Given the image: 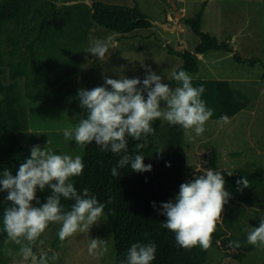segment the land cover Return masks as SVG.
Masks as SVG:
<instances>
[{
	"label": "trees",
	"instance_id": "1",
	"mask_svg": "<svg viewBox=\"0 0 264 264\" xmlns=\"http://www.w3.org/2000/svg\"><path fill=\"white\" fill-rule=\"evenodd\" d=\"M207 2L208 0L201 2L193 17L183 19V24L199 39L194 49H168L170 54L181 60L174 73L183 70L188 75L197 74V55L211 51L231 54V59L237 64L251 68L260 65L264 69V63L258 57H243L227 43L220 42L215 36L201 30ZM56 3L54 0H0V173L8 169L15 176L20 165L30 158L31 151L23 140L28 118L20 101L22 91L19 93L12 83L7 85L5 74L10 82L23 80L22 94L29 101L57 105L65 96L72 94L68 115L79 116L80 120L87 115V111L80 107L78 91L72 88L64 89L66 83L57 88L45 85V78L37 67H33L34 46L42 40L49 19L57 13ZM77 6L86 8L87 19L92 24L119 35L149 29L152 26L150 18L141 12L136 0H132L130 6L116 0L114 3L93 0L89 6L83 3ZM235 82L192 77L194 87H205L201 99L213 110V116L209 120L216 121L222 115L231 118L244 109L247 98L242 94L241 86ZM163 83L172 88L178 85L173 78ZM161 123V119L152 122L154 132L147 137V144L139 153L144 156L145 165H152L150 172L138 173L126 166L119 170L120 176L113 177L111 168L118 163L120 156L110 151H101L95 142L81 144L80 157L84 168L79 176L71 178V182L77 191L87 188L91 195L105 205L103 215L111 233L113 264H123L132 243L148 242L156 245L155 259L151 264H208L210 249H216L222 256L242 262L246 256L257 252L258 248L247 243L249 230L244 229L241 221L248 210L253 212L256 218L264 217V169L256 167L249 172L244 169L225 168L222 150L219 146L209 143L202 144L199 148L203 152L199 161L200 169L189 164L186 153L178 149L152 152L150 142L160 129ZM136 143L138 142L131 137L128 138L130 153ZM53 152L62 155L57 149ZM167 164L171 167H167ZM209 168L222 172L225 190L230 193V199L224 205L222 216L217 221L211 246L207 250L199 246L190 250L184 249L178 246L173 232L161 227L166 217L160 214L162 210L159 206L169 201L175 202L180 185L203 174ZM227 172L233 175L228 176ZM244 177L248 179L249 186L238 190L236 181ZM50 194L51 190L47 187L42 192L37 190V198L41 203L46 202ZM7 195V192H0V264H7L6 249L10 247V242L5 243L7 234L3 230V213L10 206ZM153 202L157 205L156 209L152 207ZM61 203L67 209L72 201L61 198ZM33 204L37 206L35 201ZM231 241H238L240 247L230 248L228 245ZM33 251L38 254L35 245ZM50 254L48 252L49 256Z\"/></svg>",
	"mask_w": 264,
	"mask_h": 264
},
{
	"label": "rangeland",
	"instance_id": "2",
	"mask_svg": "<svg viewBox=\"0 0 264 264\" xmlns=\"http://www.w3.org/2000/svg\"><path fill=\"white\" fill-rule=\"evenodd\" d=\"M54 1L59 3L58 11L49 19L42 40L34 46L33 59V67L41 72L45 85L51 87H63L66 83L64 89L79 91L105 86V77H138L143 80L146 68L160 75L162 82L171 80L181 60L170 54L168 49L192 51L199 42L198 37L183 24V19L193 17L203 0H136L141 12L150 18L152 26L125 35L109 32L88 21L86 8L77 6L80 3L89 6L85 0ZM67 1L70 4L66 5ZM87 1L91 4L93 0ZM100 1L114 3L115 0ZM116 1L132 5V0ZM201 30L227 43L241 56H256L264 63V0H208ZM108 37H112L118 47L109 49L104 59L87 53L95 40ZM198 60L199 71L191 77L236 81L247 98V104L230 118L228 124L221 126L217 120H209L202 135L189 133L193 137L191 140L180 126L161 119V127L150 142L151 151L159 153L170 148L178 149L186 153L189 164L200 169L203 152L199 148L209 143L222 150L225 168L249 172L256 167L264 169V69L260 65L251 68L237 64L231 59V54L224 52L211 51L198 57ZM4 78L7 85L13 84L19 93L22 91L20 101L28 118L23 139L25 144L30 148L39 145L43 149L49 140V150L57 149L62 155L80 156L81 144H77L74 138L66 140L63 136L65 129H74L80 122L79 116L68 115L73 95L65 96L57 105L34 103L22 94V79L10 82L7 74ZM260 219L248 210L241 224L245 230H250L259 226ZM108 225L103 215L89 232H77L61 242L58 236L60 225L50 223L39 238L43 244L38 240L35 247L38 254L58 253V259L53 264H113ZM91 238L105 239L107 251L101 248L95 255H89ZM9 245L13 255H7V264H31L16 255L19 246L12 242ZM208 264H264V247H258L257 252L246 256L242 262L210 249Z\"/></svg>",
	"mask_w": 264,
	"mask_h": 264
},
{
	"label": "clouds",
	"instance_id": "3",
	"mask_svg": "<svg viewBox=\"0 0 264 264\" xmlns=\"http://www.w3.org/2000/svg\"><path fill=\"white\" fill-rule=\"evenodd\" d=\"M118 44L112 37L97 39L87 49V53L98 59H104L109 49ZM198 58V57H197ZM162 77L146 68V76L140 78L105 77V86L91 90L80 89L78 100L80 107L87 111L74 129H65L66 140L73 139L77 144L95 142L101 151H110L120 159L111 168L113 177L120 176V169L130 166L138 173L150 172L152 165L144 164L140 150L145 148L147 137L154 132L152 122L163 119L171 125H178L186 134L194 132L200 136L205 132V124L213 116V110L201 99L205 87H194L192 77L186 71L173 73L178 86L172 88L162 82ZM146 94V95H145ZM163 104V107H162ZM221 126L230 123L227 115L217 120ZM137 141L133 152H129L128 138ZM189 140L193 137L189 134ZM142 141V142H141ZM47 146H33L28 158L13 176L8 169L0 173V192H7L10 202L3 213V230L7 234L5 243L12 242L19 246L17 256L31 264H53L58 253H34L41 235L50 223L60 225L58 236L61 242L77 232H89L98 224L104 214L105 205L90 194L87 188L77 191L71 178L79 176L84 168L82 158L67 154L58 155ZM171 167L170 164L166 165ZM232 176L231 172H227ZM238 190L248 188L249 181L243 178L236 181ZM51 190L46 202L37 198V190ZM61 198L72 201L69 208L61 203ZM230 199L225 190V179L220 171L209 168L203 174L182 183L175 202L162 203L161 215L166 217L161 227L173 232L179 247L192 249L201 247L207 250L211 246L212 235L220 220L224 205ZM37 206H34L33 202ZM157 208L155 202L152 203ZM249 245L264 247V217L258 227H252L246 237ZM43 244L42 240H39ZM230 248H238V241H231ZM107 251V241L91 238L88 245L89 255H95L98 249ZM12 256V250L6 249ZM156 245L132 243L123 264H151L155 259Z\"/></svg>",
	"mask_w": 264,
	"mask_h": 264
},
{
	"label": "water",
	"instance_id": "4",
	"mask_svg": "<svg viewBox=\"0 0 264 264\" xmlns=\"http://www.w3.org/2000/svg\"><path fill=\"white\" fill-rule=\"evenodd\" d=\"M167 1H168V0H167ZM84 2H85L86 4H88V5H90L89 2H88L87 0H85ZM74 3H75V1H74ZM65 4H66V5H67V4H70V2L65 3ZM56 5L59 6V3H56Z\"/></svg>",
	"mask_w": 264,
	"mask_h": 264
},
{
	"label": "crops",
	"instance_id": "5",
	"mask_svg": "<svg viewBox=\"0 0 264 264\" xmlns=\"http://www.w3.org/2000/svg\"><path fill=\"white\" fill-rule=\"evenodd\" d=\"M206 54H203V55H197V57H201V56H204ZM241 55V54H240ZM235 78V77H234ZM225 79V78H224ZM227 79H233V78H227Z\"/></svg>",
	"mask_w": 264,
	"mask_h": 264
}]
</instances>
